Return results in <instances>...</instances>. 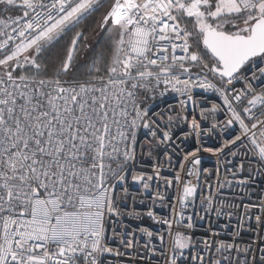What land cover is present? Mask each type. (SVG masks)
<instances>
[{
	"label": "snow or ice",
	"instance_id": "snow-or-ice-1",
	"mask_svg": "<svg viewBox=\"0 0 264 264\" xmlns=\"http://www.w3.org/2000/svg\"><path fill=\"white\" fill-rule=\"evenodd\" d=\"M205 93L220 102L204 107ZM181 125L190 128L182 137ZM212 134L218 146L178 157L183 178L161 176L159 158L171 167L177 140ZM145 148L157 161L151 175L136 171ZM230 171L240 174L234 185ZM202 173L224 185L202 183ZM258 176L264 0H0V264H106V253L129 251L146 264H264L251 241L197 240L186 215L197 199L220 215L221 187L248 191ZM161 180L175 184L174 198ZM140 189L167 201L169 215L129 210ZM227 207L235 237L258 231L264 244V212L255 214L264 200ZM143 216L160 228L123 222Z\"/></svg>",
	"mask_w": 264,
	"mask_h": 264
},
{
	"label": "built area",
	"instance_id": "built-area-1",
	"mask_svg": "<svg viewBox=\"0 0 264 264\" xmlns=\"http://www.w3.org/2000/svg\"><path fill=\"white\" fill-rule=\"evenodd\" d=\"M237 87H240V85H237ZM199 91L201 90H197V92ZM205 96L208 97L209 102L204 104V107H211V102H220L213 93H205ZM168 102L173 103L174 101L169 100ZM147 103H152V101L149 100L147 101ZM166 107V103L158 102V106L155 107V110L163 112ZM198 111L199 108H197V113ZM218 118L222 119V117ZM203 127L206 131L209 127V124L205 123ZM184 131H190V128H188L186 125H181L180 129L177 130V135L182 137ZM201 143L204 147H211L218 146L219 141L216 139L215 134H212L211 138H209L208 135H202V138L199 142L194 136H190L187 141L177 140L175 142L176 156H174L172 159V166L168 167L167 164H164L163 157L159 158V162L164 165L161 170V176L172 178L174 173L180 172L183 178L184 173L178 167V165L182 163V160L178 159V157H181L187 151L195 150V148L199 147ZM199 155L202 159L203 167L208 169H214L215 167L219 166L221 169V176L223 177L224 166L222 164L217 165V161L215 157L212 156V154L207 152H201ZM156 162V160H152L147 156V148H145V154L142 157L138 158L136 171L143 170L146 174L151 175L153 172L152 165ZM253 163H255V161H253ZM187 167L188 165L186 164L185 169ZM229 169L231 170V166H229ZM231 171L229 172L227 178L229 181H232L234 185L235 180L240 177V174L237 173V176L234 178L233 175H231ZM205 180H207L208 183L214 186L217 183L224 185L223 179L218 182L215 176L209 177L206 174L202 173L201 182L203 183ZM159 183L161 184V191H166V194L169 197L174 198L175 184L165 190V187L163 186V181L161 180ZM233 185H226L221 187L217 199L213 202L216 208L221 207V204L223 203L224 209L220 215H217L216 211H211L207 213L203 212L201 210L202 206L200 204L199 199L196 200L194 206L190 207L186 211V215H193V220L196 225L195 228L190 231L194 232L195 238L197 240L207 239L209 241L217 242H219L220 240L226 242H232L233 240H236L240 245H246L249 241H251L253 244L258 245L259 248H264V244L260 243V241L257 239V236L259 235L258 231L254 234L245 235L243 240H239L237 237H235L234 233L237 229V216H229L228 212L230 211V209L227 207V205L232 203L236 204L237 206L246 205L249 203H261V200H264V177H256L255 183L250 185L248 191H245L242 185ZM199 191L200 190L198 189V193ZM208 192L209 190L207 188L203 190V194L205 196L208 195ZM212 192L214 195H217L215 192V187H213ZM132 195L136 197V203L132 205L129 210H132V207H134L136 211L145 213L149 207H152L156 211L157 215H169L170 208L167 204V201L164 203L163 206H161V203L158 200L155 202V204H153L149 194L145 193L142 189H140L139 191L133 190ZM241 197H243V199H241ZM141 200L143 201V204L140 203ZM129 203L131 204V201H129ZM261 212H264V209L255 211V214L259 215L261 214ZM201 216H203L204 218L200 219ZM123 222L124 224L129 225L133 229H135L137 225H139L140 227H150L154 230L160 228L159 225H156L153 220L148 219L146 216H143L142 219L128 217L124 219ZM251 222L252 221H249V223ZM173 231H176L175 226H173ZM241 231L247 232V227L245 226V228L241 229ZM141 243H143V241H141ZM109 246L113 248H118L121 253H125V249L119 244L118 241L111 242ZM137 247H139V245H137ZM157 247H159L158 242ZM104 258L106 260V264H146V262L139 260V257L136 255V253L130 251L124 255L106 253ZM151 264H157L156 260L153 259Z\"/></svg>",
	"mask_w": 264,
	"mask_h": 264
}]
</instances>
